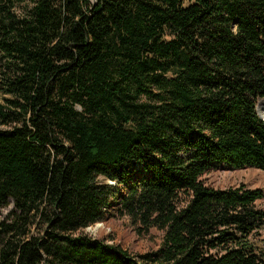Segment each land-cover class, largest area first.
Wrapping results in <instances>:
<instances>
[{
  "label": "trees",
  "instance_id": "16d2710c",
  "mask_svg": "<svg viewBox=\"0 0 264 264\" xmlns=\"http://www.w3.org/2000/svg\"><path fill=\"white\" fill-rule=\"evenodd\" d=\"M259 99L264 0H0V264H264V191L202 180L264 171Z\"/></svg>",
  "mask_w": 264,
  "mask_h": 264
},
{
  "label": "rangeland",
  "instance_id": "374dc122",
  "mask_svg": "<svg viewBox=\"0 0 264 264\" xmlns=\"http://www.w3.org/2000/svg\"><path fill=\"white\" fill-rule=\"evenodd\" d=\"M257 110L264 119V101L259 99ZM203 182L216 189H230L246 186L250 189L264 191V171L245 167L234 169L226 164H220L209 170L203 177ZM102 183L113 186L114 183L102 179ZM257 207L264 209V197L257 201ZM14 208L13 203L5 207L0 217L5 218ZM37 233L36 227L33 229ZM90 236L101 239L109 244L119 245L130 253L138 255L159 249L163 233L152 229L149 234L140 235L128 216H120L116 209H111L106 218L85 230Z\"/></svg>",
  "mask_w": 264,
  "mask_h": 264
},
{
  "label": "bare ground",
  "instance_id": "6f19581e",
  "mask_svg": "<svg viewBox=\"0 0 264 264\" xmlns=\"http://www.w3.org/2000/svg\"><path fill=\"white\" fill-rule=\"evenodd\" d=\"M263 101H264V99H263Z\"/></svg>",
  "mask_w": 264,
  "mask_h": 264
}]
</instances>
